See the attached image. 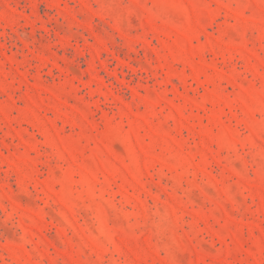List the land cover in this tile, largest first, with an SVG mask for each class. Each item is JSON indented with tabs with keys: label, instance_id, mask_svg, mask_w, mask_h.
<instances>
[{
	"label": "rangeland",
	"instance_id": "rangeland-1",
	"mask_svg": "<svg viewBox=\"0 0 264 264\" xmlns=\"http://www.w3.org/2000/svg\"><path fill=\"white\" fill-rule=\"evenodd\" d=\"M0 264H264V0H0Z\"/></svg>",
	"mask_w": 264,
	"mask_h": 264
}]
</instances>
